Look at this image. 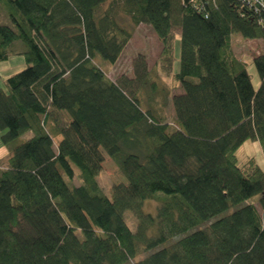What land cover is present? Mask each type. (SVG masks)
Masks as SVG:
<instances>
[{
	"label": "trees",
	"instance_id": "obj_1",
	"mask_svg": "<svg viewBox=\"0 0 264 264\" xmlns=\"http://www.w3.org/2000/svg\"><path fill=\"white\" fill-rule=\"evenodd\" d=\"M0 10V62L27 64L0 87L1 140L13 145L0 169V264H264V169L237 154L250 139L264 153V53L255 89L231 47L233 32L264 43L259 13L238 0H0ZM121 15L162 41L159 66L183 89L173 128L140 105L144 57L130 84L95 62L116 64L130 42ZM104 152L129 182L111 196L97 182ZM154 199L156 213L144 212Z\"/></svg>",
	"mask_w": 264,
	"mask_h": 264
},
{
	"label": "rangeland",
	"instance_id": "obj_2",
	"mask_svg": "<svg viewBox=\"0 0 264 264\" xmlns=\"http://www.w3.org/2000/svg\"><path fill=\"white\" fill-rule=\"evenodd\" d=\"M119 20L124 28L131 31L132 37L129 40L130 42L127 44L120 58L116 61V64L112 65L104 60L101 56H97L95 62L101 67V69L107 74V77L113 81L117 82L120 78L128 79V83L130 84L132 79L135 78V70L138 68V58L144 57L147 62L148 74L144 78L142 86L137 90V97L140 99V105L146 110H151V112L155 115H163V120L167 124L173 128L174 125V105L172 103L173 97L175 95H180L183 93L182 87L178 82L173 78V74H167L162 71L158 59L162 49V41L157 36L154 29L151 28L148 24H139L134 25L127 15H121ZM0 21L2 23H9V18L5 16L4 13L0 10ZM177 33L175 45H174V71L177 72L180 67V39H179V29H175ZM232 51L239 59L246 62V68L252 78L253 87L257 89L259 87L261 78L259 76L257 67H255L253 58L256 55L264 53V43L260 39H249L242 36L238 32H233L232 34ZM13 49V47H12ZM14 50V49H13ZM17 50V49H16ZM10 58L7 61L0 62V87H5V81L7 78L13 74L20 72L25 69L26 59L23 55L12 54L9 56ZM63 118L67 121H70L67 114L63 115ZM1 131L0 130V169L7 161V158L11 155V149L13 145H6L1 140ZM33 136L32 132H28L23 135L21 138L28 139ZM62 138L59 137L55 139L54 148H57L58 140ZM8 154V155H7ZM238 160L239 164L245 163L249 158H254L257 164L261 165L264 169V153H262V149L260 143L254 140H248L245 144L238 150ZM104 163L102 166V172L97 178V182L103 192H105L108 196H111V191L114 186L117 185H128L129 182L126 179L122 170H120L119 166L116 164L114 160L110 156H108L104 152ZM76 171H78L76 169ZM67 182L70 185L79 186V180L77 177L73 179H67ZM259 197L254 198V203L258 210L261 211V208L258 206L257 200ZM143 211L150 212L155 214L156 208L159 204V201L154 200H145L143 203ZM233 210L227 211L220 216H217L215 220L219 219L221 216L230 214ZM125 219L129 224L132 231H136L139 226L138 218L136 217L135 212L125 211ZM213 222V220L209 221L206 224H203L201 228H206L209 224ZM151 251H142L136 260L144 259L148 253ZM135 260V261H136Z\"/></svg>",
	"mask_w": 264,
	"mask_h": 264
},
{
	"label": "built area",
	"instance_id": "obj_3",
	"mask_svg": "<svg viewBox=\"0 0 264 264\" xmlns=\"http://www.w3.org/2000/svg\"><path fill=\"white\" fill-rule=\"evenodd\" d=\"M238 2L246 13H259L258 24L264 28V0H238Z\"/></svg>",
	"mask_w": 264,
	"mask_h": 264
},
{
	"label": "crops",
	"instance_id": "obj_4",
	"mask_svg": "<svg viewBox=\"0 0 264 264\" xmlns=\"http://www.w3.org/2000/svg\"><path fill=\"white\" fill-rule=\"evenodd\" d=\"M254 39H258V38H254ZM258 40H260V39H258ZM13 48L16 50V51H25V49H26V46H24V44L22 43V42H18V43H14L13 45ZM255 58V57H254ZM253 58V59H254ZM168 124H170V123H168ZM8 155V154H7ZM8 159V158H7ZM1 162V161H0ZM4 166V165H3ZM3 166L1 167V168H3Z\"/></svg>",
	"mask_w": 264,
	"mask_h": 264
}]
</instances>
